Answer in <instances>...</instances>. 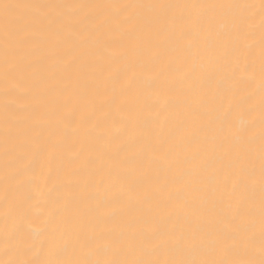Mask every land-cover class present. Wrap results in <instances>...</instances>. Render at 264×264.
<instances>
[{"label": "bare ground", "instance_id": "6f19581e", "mask_svg": "<svg viewBox=\"0 0 264 264\" xmlns=\"http://www.w3.org/2000/svg\"><path fill=\"white\" fill-rule=\"evenodd\" d=\"M262 249L261 0H0V264Z\"/></svg>", "mask_w": 264, "mask_h": 264}, {"label": "snow or ice", "instance_id": "6c2138e0", "mask_svg": "<svg viewBox=\"0 0 264 264\" xmlns=\"http://www.w3.org/2000/svg\"><path fill=\"white\" fill-rule=\"evenodd\" d=\"M261 6L262 8H264V0H261ZM5 7H10V6L6 5ZM262 251H264V249H262ZM96 264H101V262H96ZM110 264H121V262L112 261L110 262ZM137 264H154V262H150V261L137 262ZM180 264H187V262H180ZM211 264H217V262H211ZM219 264H241V262H219ZM242 264H254V262L248 261V262H242ZM260 264H264V259L260 261Z\"/></svg>", "mask_w": 264, "mask_h": 264}]
</instances>
